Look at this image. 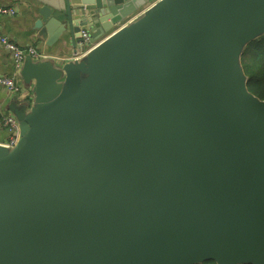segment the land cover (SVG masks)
<instances>
[{
	"label": "water",
	"instance_id": "water-1",
	"mask_svg": "<svg viewBox=\"0 0 264 264\" xmlns=\"http://www.w3.org/2000/svg\"><path fill=\"white\" fill-rule=\"evenodd\" d=\"M31 2L75 53L140 14L18 68L0 264H264V100L242 63L264 0Z\"/></svg>",
	"mask_w": 264,
	"mask_h": 264
},
{
	"label": "crops",
	"instance_id": "crops-1",
	"mask_svg": "<svg viewBox=\"0 0 264 264\" xmlns=\"http://www.w3.org/2000/svg\"><path fill=\"white\" fill-rule=\"evenodd\" d=\"M154 3L155 1L150 6ZM0 6L15 8L17 10V13L14 15H0V37H9L11 41L21 48H27L31 45L35 46L41 54L56 58L57 64H63L65 61L83 54L80 47L77 53H75L74 48L70 44L57 41L49 46L47 45V39L38 37V32L33 30L34 23L31 17V10L34 5L31 0H0ZM137 14H140V12ZM137 14L115 27L111 33L130 23L138 16ZM111 33H108V35ZM108 35L92 43L88 47V50L104 40ZM17 70L11 54L0 44V73L18 78ZM10 98L7 89L0 86V121L3 114L9 113ZM8 136L7 129L0 123V143L5 142Z\"/></svg>",
	"mask_w": 264,
	"mask_h": 264
},
{
	"label": "built area",
	"instance_id": "built-area-1",
	"mask_svg": "<svg viewBox=\"0 0 264 264\" xmlns=\"http://www.w3.org/2000/svg\"><path fill=\"white\" fill-rule=\"evenodd\" d=\"M16 13L17 10L15 8L0 6V15H14ZM82 37L84 41L80 43V45L84 43L87 44L86 50L83 51L84 54L85 52H87L88 47L91 46V43H88L89 36L86 31H83ZM0 44L11 54L17 69L23 63L26 55H31L34 59L47 57L41 54L35 46L31 45L27 48L19 47L17 44L11 41L7 36L0 37ZM83 54L78 56H82ZM78 56L74 58H78ZM0 86L7 89L10 97L15 94L20 95L22 93L21 84L16 76H6L0 73ZM0 123L4 128L7 129L9 135L6 141L1 144H4L6 146H13L17 142L19 135V126L16 118L10 113L3 114Z\"/></svg>",
	"mask_w": 264,
	"mask_h": 264
},
{
	"label": "trees",
	"instance_id": "trees-1",
	"mask_svg": "<svg viewBox=\"0 0 264 264\" xmlns=\"http://www.w3.org/2000/svg\"><path fill=\"white\" fill-rule=\"evenodd\" d=\"M249 91L264 100V36L251 42L242 57ZM201 264H217L209 260Z\"/></svg>",
	"mask_w": 264,
	"mask_h": 264
}]
</instances>
